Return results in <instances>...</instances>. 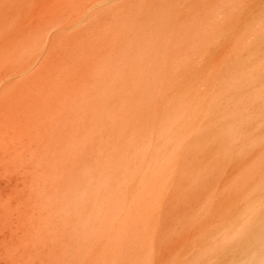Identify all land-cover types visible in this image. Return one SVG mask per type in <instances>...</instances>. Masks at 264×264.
<instances>
[{"label": "rangeland", "instance_id": "374dc122", "mask_svg": "<svg viewBox=\"0 0 264 264\" xmlns=\"http://www.w3.org/2000/svg\"><path fill=\"white\" fill-rule=\"evenodd\" d=\"M263 122L264 0H0V264H229Z\"/></svg>", "mask_w": 264, "mask_h": 264}, {"label": "bare ground", "instance_id": "6f19581e", "mask_svg": "<svg viewBox=\"0 0 264 264\" xmlns=\"http://www.w3.org/2000/svg\"><path fill=\"white\" fill-rule=\"evenodd\" d=\"M259 144L261 167L256 182H248L243 217L229 227V264H264V122Z\"/></svg>", "mask_w": 264, "mask_h": 264}]
</instances>
